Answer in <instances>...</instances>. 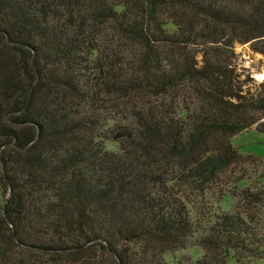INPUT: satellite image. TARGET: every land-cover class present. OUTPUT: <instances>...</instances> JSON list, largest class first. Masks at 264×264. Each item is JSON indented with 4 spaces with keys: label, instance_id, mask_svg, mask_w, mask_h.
Listing matches in <instances>:
<instances>
[{
    "label": "trees",
    "instance_id": "trees-1",
    "mask_svg": "<svg viewBox=\"0 0 264 264\" xmlns=\"http://www.w3.org/2000/svg\"><path fill=\"white\" fill-rule=\"evenodd\" d=\"M238 43L264 54V0H0V264L263 258L264 192L212 193L264 133Z\"/></svg>",
    "mask_w": 264,
    "mask_h": 264
},
{
    "label": "rangeland",
    "instance_id": "rangeland-1",
    "mask_svg": "<svg viewBox=\"0 0 264 264\" xmlns=\"http://www.w3.org/2000/svg\"><path fill=\"white\" fill-rule=\"evenodd\" d=\"M235 62L239 70L250 74L257 81L264 80V54L253 49L250 43H238L235 46ZM231 144L237 148L240 157L233 161L230 166L212 187V193L216 196H223V201L214 204L216 209L230 211L236 202L242 199V190L250 188L253 191L264 192V133L259 132L255 126L244 130L230 139ZM111 149L116 150L115 145ZM210 205V204H208ZM220 206V207H219ZM255 218L264 230V205L254 208ZM204 249L195 245L192 241L186 248L171 249L166 256L170 262L176 258H198L204 254ZM185 262V261H184ZM238 264H264L263 258H255L253 261L242 259Z\"/></svg>",
    "mask_w": 264,
    "mask_h": 264
},
{
    "label": "bare ground",
    "instance_id": "bare-ground-1",
    "mask_svg": "<svg viewBox=\"0 0 264 264\" xmlns=\"http://www.w3.org/2000/svg\"><path fill=\"white\" fill-rule=\"evenodd\" d=\"M264 76V75H263Z\"/></svg>",
    "mask_w": 264,
    "mask_h": 264
}]
</instances>
